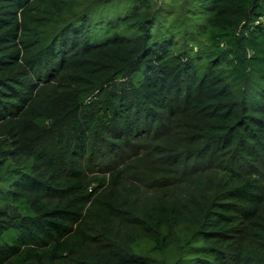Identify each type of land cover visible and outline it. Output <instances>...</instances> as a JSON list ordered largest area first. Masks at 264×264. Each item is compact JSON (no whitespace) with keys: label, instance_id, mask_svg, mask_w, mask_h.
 <instances>
[{"label":"trees","instance_id":"obj_1","mask_svg":"<svg viewBox=\"0 0 264 264\" xmlns=\"http://www.w3.org/2000/svg\"><path fill=\"white\" fill-rule=\"evenodd\" d=\"M0 264H264V0H0Z\"/></svg>","mask_w":264,"mask_h":264},{"label":"rangeland","instance_id":"obj_2","mask_svg":"<svg viewBox=\"0 0 264 264\" xmlns=\"http://www.w3.org/2000/svg\"><path fill=\"white\" fill-rule=\"evenodd\" d=\"M166 143H169V145H175L178 140H180V136L177 135L176 132H174L171 136L165 137ZM155 142H144L139 146L137 150V155L143 156L145 158L152 157V147ZM115 172H118L119 176H121L123 179H125L128 183L132 184L133 190L136 193V196L141 199L142 197L146 196H160L161 198L165 197V195H162V191H166V186H160V182L158 180L154 181L151 179H144L141 178V170L137 167H134V164H132L131 158H128L127 162L125 161L119 169H117ZM202 174L205 175L203 177V182H205L208 178H218L220 176L226 177L224 172L220 168H216L215 166H212V164L205 165L203 167ZM99 172L94 171L90 174V177H96L99 176ZM187 185V184H185ZM175 193L172 194L171 199H175ZM125 221H115V226L117 228L123 229L126 227ZM248 240H246L243 235H236L235 237V246H243L246 245ZM91 247H95L93 244L90 245Z\"/></svg>","mask_w":264,"mask_h":264}]
</instances>
